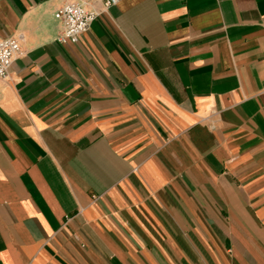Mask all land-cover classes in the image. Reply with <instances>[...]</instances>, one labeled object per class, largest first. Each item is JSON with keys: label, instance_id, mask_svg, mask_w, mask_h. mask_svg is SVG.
Masks as SVG:
<instances>
[{"label": "crops", "instance_id": "obj_1", "mask_svg": "<svg viewBox=\"0 0 264 264\" xmlns=\"http://www.w3.org/2000/svg\"><path fill=\"white\" fill-rule=\"evenodd\" d=\"M7 38L0 264H264V0H0Z\"/></svg>", "mask_w": 264, "mask_h": 264}, {"label": "built area", "instance_id": "obj_2", "mask_svg": "<svg viewBox=\"0 0 264 264\" xmlns=\"http://www.w3.org/2000/svg\"><path fill=\"white\" fill-rule=\"evenodd\" d=\"M104 9L113 6L117 0H101ZM98 14L88 12L82 5L76 3L65 4L54 13V18L61 26L57 38L59 44H75L79 37L88 32L92 22ZM19 53V38L0 40V80L8 79L11 65Z\"/></svg>", "mask_w": 264, "mask_h": 264}]
</instances>
